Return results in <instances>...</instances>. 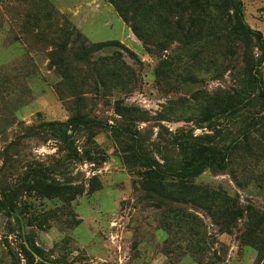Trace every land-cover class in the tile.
Segmentation results:
<instances>
[{
  "label": "rangeland",
  "instance_id": "374dc122",
  "mask_svg": "<svg viewBox=\"0 0 264 264\" xmlns=\"http://www.w3.org/2000/svg\"><path fill=\"white\" fill-rule=\"evenodd\" d=\"M62 1L69 10L0 0V187L26 215H44L25 230L46 261L264 264V54L255 39L225 29L218 0H164L186 42L155 0ZM240 2L264 40V0ZM74 114L86 123L66 135L50 125ZM195 145L222 159L182 179ZM130 150L161 173V187H146L148 167L127 161ZM32 175L66 188L25 194ZM11 220L0 208V264H25L4 245L19 252Z\"/></svg>",
  "mask_w": 264,
  "mask_h": 264
},
{
  "label": "trees",
  "instance_id": "16d2710c",
  "mask_svg": "<svg viewBox=\"0 0 264 264\" xmlns=\"http://www.w3.org/2000/svg\"><path fill=\"white\" fill-rule=\"evenodd\" d=\"M118 1V0H112ZM157 5V13L173 28H175L180 35H182V39L186 42V34L183 32V29L177 25L176 22L169 20L168 16L163 12L165 7L164 0H155ZM196 0L192 2L195 5ZM218 5L224 12L223 24L226 26L225 29L229 31V33L233 35H237L239 38L247 39L249 37H253L255 39V43L257 48L264 54V40L260 31H256L251 29L243 19V10L242 4L240 0H218ZM132 13V14H131ZM135 11H126L123 12L124 19L129 21V19H133ZM74 29L71 30V34L74 32ZM75 36L79 37V34L75 33ZM104 44L101 45V47ZM118 112L123 117L127 115V117H136L138 114V109L135 106H119ZM210 114V110H208ZM86 117L80 114L71 115L65 122L52 123L50 125L58 128L59 132L63 135H66V127L67 126H77L81 124H85ZM187 158L184 161L183 165L180 168L179 176L182 179L192 178L197 176L203 167H208L217 163L219 152L212 145L206 146H189L187 150ZM127 161L133 159H141L142 165L147 166L146 174H145V184L146 187H151L153 189H158L161 184V181H156V178H161V173L157 169H153L152 165L148 163L147 158L139 157L138 154L134 150H130L128 156H126ZM66 186L60 184H54L43 180L40 177L32 175L24 185L25 194L35 193L39 196H54L61 193ZM0 208L4 211V214L11 218L13 224L15 225L18 237L20 239L19 243V252L14 253L13 249L10 246V243L5 239V247L8 255L14 259L17 257L16 254L22 256V259L25 261V264H50L46 261L45 252L42 248H40L34 241L32 234L29 231H26V227H42V220H45L44 215L42 214H31L26 215L28 210L27 206L24 204L19 208L15 198L14 193L1 188L0 187Z\"/></svg>",
  "mask_w": 264,
  "mask_h": 264
},
{
  "label": "crops",
  "instance_id": "0c3cea01",
  "mask_svg": "<svg viewBox=\"0 0 264 264\" xmlns=\"http://www.w3.org/2000/svg\"><path fill=\"white\" fill-rule=\"evenodd\" d=\"M56 4H57V6L61 9V10H69L70 8H69V6H70V4H63L62 2V0H53ZM58 2L60 3V5L58 4Z\"/></svg>",
  "mask_w": 264,
  "mask_h": 264
}]
</instances>
